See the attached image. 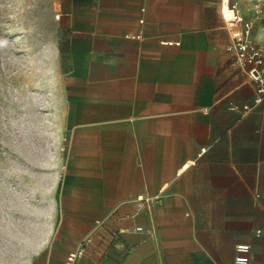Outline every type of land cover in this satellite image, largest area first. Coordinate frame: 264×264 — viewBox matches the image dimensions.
<instances>
[{"label":"crops","instance_id":"1","mask_svg":"<svg viewBox=\"0 0 264 264\" xmlns=\"http://www.w3.org/2000/svg\"><path fill=\"white\" fill-rule=\"evenodd\" d=\"M219 1L60 0L58 141L29 264L79 247L72 264H237L239 243L264 264V99L228 109L256 85ZM255 1L234 0L264 48Z\"/></svg>","mask_w":264,"mask_h":264},{"label":"rangeland","instance_id":"2","mask_svg":"<svg viewBox=\"0 0 264 264\" xmlns=\"http://www.w3.org/2000/svg\"><path fill=\"white\" fill-rule=\"evenodd\" d=\"M60 0H0V264H29L58 141Z\"/></svg>","mask_w":264,"mask_h":264},{"label":"built area","instance_id":"3","mask_svg":"<svg viewBox=\"0 0 264 264\" xmlns=\"http://www.w3.org/2000/svg\"><path fill=\"white\" fill-rule=\"evenodd\" d=\"M219 9L231 33V41L227 50L233 51L235 64L244 67L246 74L255 82L256 90L253 97V103L241 106L231 105L228 107L232 111H241L245 113L264 99V48L254 44L250 39L252 21L245 20L238 12L234 0H220ZM253 11L256 16H264V2L257 0L253 3ZM142 22V19L140 20ZM158 194L146 197H137L141 205L150 206L158 201ZM135 229L140 230L141 227ZM234 262L237 264H247L252 256L251 247L248 243H239L235 245ZM83 254V247L67 254L63 264H72L75 257Z\"/></svg>","mask_w":264,"mask_h":264},{"label":"bare ground","instance_id":"4","mask_svg":"<svg viewBox=\"0 0 264 264\" xmlns=\"http://www.w3.org/2000/svg\"><path fill=\"white\" fill-rule=\"evenodd\" d=\"M43 241V240H42Z\"/></svg>","mask_w":264,"mask_h":264}]
</instances>
